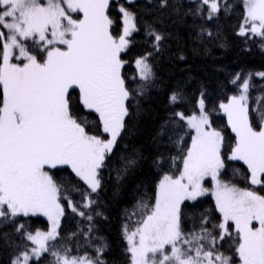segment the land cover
I'll list each match as a JSON object with an SVG mask.
<instances>
[{
	"label": "snow or ice",
	"instance_id": "obj_1",
	"mask_svg": "<svg viewBox=\"0 0 264 264\" xmlns=\"http://www.w3.org/2000/svg\"><path fill=\"white\" fill-rule=\"evenodd\" d=\"M242 2L245 14L238 34L258 37L264 50V0ZM110 3L0 0V227L16 225L15 231L35 245L30 250L25 245L11 264H30L48 252L55 257L54 264H105L100 254L106 245L98 247L92 259L70 257L67 249L61 254L49 241L59 237L65 215L62 201L88 222L85 237L93 231L94 218L102 215L94 207L102 189V170L120 142L134 134L128 123L130 102L136 100L139 108L138 98L155 85L149 62L153 53L136 59L135 87L126 83L122 53L139 28L135 13L122 5L119 22L114 20ZM167 6V0H161L159 7ZM205 6L208 20L231 8L227 0H198L194 14L202 15ZM146 35L152 38L154 52H161L164 35L150 25ZM252 75L237 73L230 82L238 94L219 104L234 134L231 141L213 127L204 91L197 100L198 114L174 113L194 135L186 148L181 147L183 136L172 141L179 152L168 157L170 168L156 185L154 201L142 197L133 213L134 224L123 226L129 264H264V95L254 98L250 111ZM256 75L264 78V72ZM185 101L180 89L169 95L170 105ZM165 133L162 125L159 135ZM118 159L123 168L117 178L123 179L142 156L134 150ZM164 162L162 155L153 160L158 169ZM237 162L246 166L248 187L226 179ZM56 170H70L87 189L58 180ZM72 191L80 192V202L71 199ZM208 195L214 198L219 218L213 220L205 210L199 213L197 227L194 214L193 227L186 231L182 227L186 209L195 208L198 198ZM38 215L50 222L47 232L33 234L18 222L20 217ZM8 237L0 233V238ZM229 241L232 255L221 251Z\"/></svg>",
	"mask_w": 264,
	"mask_h": 264
},
{
	"label": "trees",
	"instance_id": "obj_2",
	"mask_svg": "<svg viewBox=\"0 0 264 264\" xmlns=\"http://www.w3.org/2000/svg\"><path fill=\"white\" fill-rule=\"evenodd\" d=\"M160 2L161 0H134L129 3L128 0H111V17L119 22V7L122 5L135 13L139 28L130 38L132 43L128 51L122 53L126 61L122 69L126 83L129 88L135 87L138 82L136 59L153 53L149 62L156 74L155 85L146 96L138 98L139 108L136 106V100L130 102L132 115L128 118V123L134 129V134L120 142L102 170L98 207L94 206L102 215L94 218L93 231L88 237L83 234L87 231L88 222L73 213L67 207L66 201H62L65 205V215L61 220L59 237L55 242L49 241V244L57 245L56 250L61 254L67 249L70 257L87 256L95 259L96 249L106 245L100 254V259L105 264H129L123 226L128 224L131 227L134 224L137 216L133 213L142 197H151L154 201L156 185L170 168L168 157L177 156L179 152L172 141L183 136L181 147L186 148L191 144L193 130L188 128L185 121L174 116V113H198L197 100L201 91H204L213 127L222 130L226 140L231 141L234 134L227 127L226 116L219 110L220 103L238 94L237 87L230 81L237 73L242 77L253 74L249 89L250 111L255 102L254 98L264 95V78L256 75L264 72V50L260 47V40L258 37L246 38L238 34L245 14L242 0H227L231 5L228 13L221 11L213 20L207 19V6L202 15L194 14L198 0H167L168 6L164 8L159 7ZM149 25L165 37L162 42L163 50L159 53L154 52L152 38L146 35ZM202 28L212 32V36L209 37L207 31L201 32ZM177 89L185 93L186 101L170 105L169 95ZM253 123L255 124L254 119ZM162 125H166V133L160 136ZM169 137H172V140H169ZM124 145H127V148ZM134 150L141 154L142 159L123 179H118L117 171L123 168V163L118 157ZM158 155L165 158L160 169L153 164ZM234 169H240V173L234 174ZM246 173V166L237 162L228 169L226 179L241 188L248 187L244 179ZM55 174L58 180L87 189L70 170H56ZM69 194L74 202L82 200L80 192L72 191ZM92 198L95 199L96 194H93ZM205 210L212 214L213 220L219 218L211 195L198 198L195 208L189 206L186 209L187 218L182 220V227L186 231L193 227L191 218L194 214L198 227L199 213ZM18 222L24 223L26 229L32 233L37 230L47 231L50 228L48 219L40 215L20 217ZM15 227L14 224L0 227V233L9 234L7 241L0 238V264H11L12 258L24 249L25 245L28 249L33 245L31 241L23 239L21 233L15 231ZM221 251L232 255L234 247L231 241L223 243ZM233 259L238 260L235 256ZM54 261L55 257L48 252L43 253L39 260H31L30 264H54Z\"/></svg>",
	"mask_w": 264,
	"mask_h": 264
},
{
	"label": "rangeland",
	"instance_id": "obj_3",
	"mask_svg": "<svg viewBox=\"0 0 264 264\" xmlns=\"http://www.w3.org/2000/svg\"><path fill=\"white\" fill-rule=\"evenodd\" d=\"M134 1V0H133ZM131 38V37H130ZM136 65V64H135ZM227 102V101H226ZM226 102H224V103H226ZM198 114V113H197ZM186 116H189V115H186ZM193 135H194V131H193ZM63 203V202H62ZM40 216H42V215H40ZM42 217H44V218H46L47 219V217H45V216H42ZM61 220H62V217H61V219H60V224H61ZM50 223V222H49ZM50 229V228H49ZM48 229V230H49ZM47 230V231H48ZM47 231H42V232H47ZM58 231H59V229H58ZM34 234V233H33ZM33 247H35V245H32V247L31 248H33ZM30 248V249H31ZM30 249H28V250H30ZM32 260H35V258H33Z\"/></svg>",
	"mask_w": 264,
	"mask_h": 264
}]
</instances>
